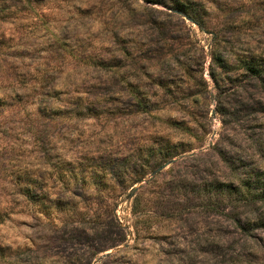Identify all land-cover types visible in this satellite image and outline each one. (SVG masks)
I'll return each instance as SVG.
<instances>
[{
    "label": "rangeland",
    "instance_id": "rangeland-1",
    "mask_svg": "<svg viewBox=\"0 0 264 264\" xmlns=\"http://www.w3.org/2000/svg\"><path fill=\"white\" fill-rule=\"evenodd\" d=\"M0 264H264V0H0Z\"/></svg>",
    "mask_w": 264,
    "mask_h": 264
}]
</instances>
